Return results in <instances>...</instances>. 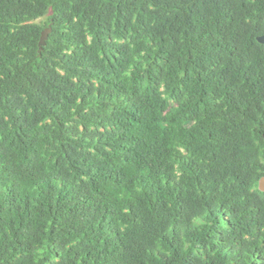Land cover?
<instances>
[{
    "label": "trees",
    "instance_id": "trees-1",
    "mask_svg": "<svg viewBox=\"0 0 264 264\" xmlns=\"http://www.w3.org/2000/svg\"><path fill=\"white\" fill-rule=\"evenodd\" d=\"M260 36L264 0H0V264H264Z\"/></svg>",
    "mask_w": 264,
    "mask_h": 264
},
{
    "label": "water",
    "instance_id": "water-1",
    "mask_svg": "<svg viewBox=\"0 0 264 264\" xmlns=\"http://www.w3.org/2000/svg\"><path fill=\"white\" fill-rule=\"evenodd\" d=\"M52 32V29H47V30H45L44 32H43V34H42V38H41V43H40V45H41V47L43 48L44 46H45V44H46V41H47V39H48V36H49V34ZM258 41L260 42V43H262V44H264V36H260L259 38H258Z\"/></svg>",
    "mask_w": 264,
    "mask_h": 264
}]
</instances>
